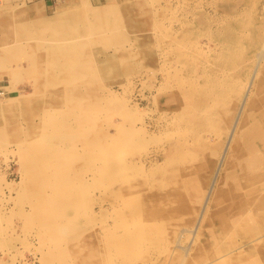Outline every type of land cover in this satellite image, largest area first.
<instances>
[{"label": "rangeland", "instance_id": "374dc122", "mask_svg": "<svg viewBox=\"0 0 264 264\" xmlns=\"http://www.w3.org/2000/svg\"><path fill=\"white\" fill-rule=\"evenodd\" d=\"M0 1V89L5 92L0 99V264H104L105 262V264H214L210 262L223 255L226 256L218 264H264V150L256 151L261 148L260 140L257 142L258 138L252 137L264 132V126L262 128V124L264 125V101H262L264 100L262 99L264 98V61L257 80L256 94L249 101L247 105L249 112L243 115L241 122V125L250 127L248 128L250 133L244 134L245 138H238L240 140L233 145L229 158L225 160L227 162L225 171L222 172L214 187L215 190H212L205 215L202 216L199 224L196 223L198 215L200 216V209L204 205L213 169L221 155V147L223 149L227 138L226 132L232 113L234 114L238 108L239 96L244 90V81L250 77L255 56L264 52L263 0H64L47 12H41L37 7L33 8L29 20H24L22 16L8 10L6 8L8 0ZM84 5L96 10L97 20H103L105 16L109 17L113 14L114 24L117 25L109 34L111 39L103 44L104 51L111 54L112 61L106 66L104 75L100 77L102 79L97 83V87H103V93L113 90L117 97L112 108L106 107V111L104 110L103 113L107 114L106 118L103 113L98 116L95 131L97 133L99 131L101 135L115 134L114 137L120 142H114L113 137L109 138V141L103 138L105 147L102 148L103 150H99L90 160L80 164L73 163V167L66 170L71 174H82V176L88 174L86 179L90 188L88 194L85 190L83 191L80 217L76 225L74 227L66 225L69 227L68 230H73L72 234L68 235V240L61 241L60 247L66 250V255L61 253V256L56 248H51L53 242L44 239L50 234L48 228L51 226L48 225L46 228L38 220L33 221L29 218L34 212V207L27 193L34 192L36 185L34 182H28L26 171L23 165L21 167L18 143L31 133L37 132L42 110L58 108V95L62 91V85L58 83L49 85V80L44 79L33 69L35 66L32 62L50 58L47 54L52 51L51 48L53 49L51 45L54 42L56 44L53 45L58 44L56 34L51 33L53 29H58V32L64 31L57 35L58 39L65 37L67 40H72L86 36L83 21L89 17L85 15L88 13ZM248 5L253 8H249ZM259 5L260 8H258ZM234 10H239L242 14L244 25L241 43L239 41V45L231 50L229 57L217 59L215 45L218 44L219 30L216 20ZM57 13L58 24L47 25L45 22L56 17ZM157 29L161 38L159 42L161 46L158 48L154 43ZM174 29L183 31L175 42L169 40ZM15 38L20 39V42ZM193 41H196V44ZM180 42L186 45L183 49ZM189 42L190 47L198 45V49L202 47L208 51L201 52L202 54L198 51L197 56L201 58V62L194 54L197 46H195L196 51L193 49L194 46L192 50L187 46ZM200 44H202L201 47ZM188 48L190 52L187 51ZM180 49L183 50V56L182 52L178 51ZM184 49L186 53L188 52L187 55ZM192 51L195 52L191 53ZM158 52L159 56L156 57ZM177 53L179 58H176ZM189 53L194 55L192 59L197 57L196 62L195 59L194 62L191 60L192 68L184 62L186 57H188L186 62L192 57L188 56ZM174 58L179 59L180 66ZM90 59L96 61L95 58ZM54 60L57 58L55 57ZM205 60L210 61L207 64ZM28 64L29 67L26 66ZM18 67L22 70L17 69ZM194 67L208 73L213 70L217 73L220 71L228 83L232 81L235 84L233 92L230 91L226 95L224 104L215 109L217 113H221L214 123L216 129L214 131L199 129L201 134L196 131L193 132L194 135H191V132V136L189 132L185 131L187 134H184L182 130L183 136L178 133L181 132L180 129L186 127L187 123L180 121L174 122V125L178 124V130L176 128L172 130L173 137L165 134L166 136L163 135L160 138L150 133L145 134L140 143L141 146L132 144L131 140L129 144H125V138L117 132L120 131L123 123L139 126V122L144 120L148 122L149 127H152L157 118L164 120L167 117H177L178 110H182L183 106L187 105L185 103H194L196 99H199V95L196 94L200 91L197 88L198 82L196 86H191L187 79L190 73H193ZM167 68L170 72L172 71L171 73H174L176 68L182 71V73L177 72V75L181 78L184 76L183 81L176 77L172 78L165 84V97L161 99L151 97L156 82L154 72L159 69L156 76L160 78ZM24 69L26 74L22 73ZM11 70L21 72V80H18L15 90L4 89L8 86V73ZM141 75H146V82L143 84L140 80ZM198 75L200 77L199 72ZM238 84L242 85L241 90H237L239 87L235 88ZM142 87L144 90L142 92L149 96L148 100L138 95ZM19 91L32 94V97L24 104L6 107L5 100L18 95ZM177 93L178 97L174 99V94L177 95ZM181 95L188 101L180 97ZM259 99L262 100L258 101ZM133 102L139 103L141 110L146 111V114L145 112L143 114L147 116L141 114V118L137 117L139 120L135 115H131L132 118H123L122 111L118 112L121 110L120 107L123 105L131 107ZM159 115L162 116L159 117ZM100 118L102 120H99ZM261 121L262 124H260ZM252 122L259 127H254ZM172 125L173 123L171 127ZM137 132H134L133 139H136ZM176 132L178 133L175 134ZM216 132L220 134L219 138L217 135L215 137ZM138 135L141 136V132ZM147 135L150 138L146 137ZM152 135L154 139H151ZM175 135L181 136L182 139ZM138 137L136 140L139 139ZM174 141L177 145L182 142L183 149L173 148L176 145V143L172 145ZM186 143L188 144L184 145ZM261 145L264 147V144ZM254 146L256 148H253ZM107 150L111 151L108 154H112L113 157L108 155L107 158L105 152L102 154V151ZM179 151L184 153L181 154ZM240 151L242 152L239 153ZM164 156L172 157L170 160H162ZM150 159H156L159 162L158 165L152 168L148 162ZM48 161L51 164H58V161L53 158H49ZM139 161L144 162L140 170L143 171L142 173L139 169L136 170L139 168L137 167ZM126 165L127 168L130 166L134 168L130 167L129 172ZM123 170L128 172L125 174ZM108 171L110 173L114 171L117 174L112 176L108 174ZM55 175H58V172ZM126 175L127 178H124ZM53 181H56V178ZM45 191L51 194L49 187ZM123 218L125 224H122ZM50 221L52 219H49ZM127 227L138 231L145 227L149 228L150 232L132 233L131 242L125 238L131 234H124V231L128 230ZM114 229L115 232L112 231ZM105 237L108 244H117L115 248L113 245L106 246ZM50 252L57 253L51 256Z\"/></svg>", "mask_w": 264, "mask_h": 264}, {"label": "bare ground", "instance_id": "6f19581e", "mask_svg": "<svg viewBox=\"0 0 264 264\" xmlns=\"http://www.w3.org/2000/svg\"><path fill=\"white\" fill-rule=\"evenodd\" d=\"M143 3H144V1H143ZM0 5H1V1H0ZM250 5H251V3H250ZM260 5L258 6V8H260ZM249 8H253V7L249 6ZM84 9L87 11L86 13H88V14H85L86 17L87 16L89 17V19L86 18V21H83L85 32H87L86 36H81L78 39H72V40H67L65 37H60V39H58L57 35L60 32L62 33L64 31L61 30L60 32H58V29H53L51 31V33L56 34L58 44L53 45L55 43L54 42L51 45V47L53 46V49L51 48L52 51L48 52V54H47V56L50 58L46 57L45 60L39 59V60L32 62V65L36 67V68L34 67L33 69H35L44 79L49 80V83H48L49 85H53V84L55 85V83H58V84L62 85V91L58 95V108H54V109L47 108V109L42 110L41 116L39 118L40 124H39L37 132L31 133L27 138L22 139L18 143V145H19L18 146V155L20 158V162L22 163L21 167L23 165V169H25V171H26V174L28 176V182L29 183L34 182V184L36 185V189L34 192L31 191L30 193H27L28 194L27 196L29 197L30 200H32L31 202L33 203V207H34V212L32 214H30L29 218L33 221L38 220L39 223H42V225L45 227L48 225L51 226V228H48L49 229L48 231L50 232V234L45 236L44 239H45V241L49 240V241L53 242V245L51 244V248L52 247H53V249L56 248L57 249L56 251L59 254L63 253L65 255H66V250H64L65 248L63 249L60 247L61 241L62 240H68V235H70V233L73 230V229L68 230V228H69L68 226L74 227V225H76L77 219L80 217V208H81L80 204L82 202L81 198L83 195V191L85 190V192L88 194V190L90 188L89 187L90 184H89L88 180L86 179V177L89 176L88 174H85L82 176V174H71L69 172L67 173L66 170H69L70 168H72L73 163H76V164L79 163L80 164L81 162H85L87 160H90L95 156V154H97V152L99 150H103L105 148L104 142H102L103 138H106L109 141V138L113 137L114 142L115 141L120 142L119 139L114 137L115 134L111 135L109 133L108 134L103 133V135H101V134H99V131H98V133L95 131V127H96L95 123H97L98 116H100L104 112V110L106 111V107H107V109H108V107L112 108L114 100L117 97V94L113 90H109L107 93H103L102 92L103 87L102 86H101V88L97 87V83L102 79V78L100 79V77L103 76L105 71H106V66L109 65L112 61L111 54L104 51L105 49H104L103 44H105L108 40L111 39L109 34L112 33V30H113V28H115L116 23L114 24V18H112V17H114L113 14H111L109 17L105 16V18H103V20H97L95 18V13H96L95 9H92L88 5H84ZM261 9H259V10H261ZM249 11H251V10L249 9ZM252 15H254L253 12H252ZM159 19H160V17H159ZM262 21H264V19H262ZM45 23L47 25H51V26H55L56 24H58V13H57L56 17H54L53 19L47 20ZM216 23H217V28L219 30V36H218V40H217L218 44L215 45L216 46L215 52H217L215 56L218 57L217 59H224V58L229 57L231 50L239 45V41L242 38L243 25H244L242 22V14L239 10H234L232 13H230L228 15L219 17V19L216 20ZM185 25H187V24H185ZM19 28H20V26H19ZM25 29H26V27H25ZM13 30H15V29H13ZM25 32L26 31H24V33ZM158 32L159 31L157 29L155 37H154V43H155L157 48H158V46H161V44H159L161 38H159ZM182 32H181V30L174 29L172 31L171 39H169V40H171L173 42L177 41L180 34H182ZM14 33H16V32H14ZM24 33H23V35H24ZM247 34H249V32ZM244 35H245V33H244ZM54 36L52 37L53 40H54ZM47 37L50 38V36H47ZM15 39L17 40V38H15ZM243 39H244V37H243ZM19 40H17V41H19ZM22 40H23V38H22ZM166 40H168V38H166ZM129 42H131V41H129ZM240 43H241V41H240ZM22 44H24V43L22 42ZM36 44H35V47L37 48ZM179 44H182L181 49H183V47L186 46V45H183L185 43H182V42H180ZM188 44L189 45H187V46L190 47V42ZM191 44H193V43L191 42ZM194 44H196V41L194 42ZM155 45H154V47H155ZM201 45L202 44H200L199 46L201 47ZM178 46L180 47V45H178ZM195 46H197V51H196ZM195 46L193 49H195L196 53H194L195 51L194 52L192 51L191 53H194L196 56H197L198 51H200L199 53L208 52V51H206L205 48L202 49V47H201L198 49V45H195ZM98 47H99V49H98ZM110 47H111V45H110ZM192 47H190V49H192ZM39 48H40V45H39ZM181 49L178 51L182 52L183 50H181ZM185 49H184V53H186ZM116 50H118V48ZM187 51L190 52L189 48ZM209 51H210V49H209ZM187 53L185 55H187ZM158 54H159V52L156 53V57L159 56ZM178 54L179 53H177L176 58L180 57ZM181 54H182V56L184 55L183 52ZM190 55L191 54L189 53L188 56L190 57ZM96 56H97V58H96ZM191 56L192 57L187 62H186V60L188 57H186V59L183 58L185 60L184 62L186 63V65L188 67L193 66V63L191 60H193V62H194V59H195V62H196V60H197L196 58L198 57V56L197 57L195 56V58L192 59L194 57V55H191ZM199 56H202V55H199ZM55 57L57 58V60H54ZM90 58H95L96 61L94 62L93 61L94 59H90ZM18 60H19V58H18ZM174 60L178 62L179 59L174 58ZM198 60L200 62L202 61L201 58H199ZM16 61H17V59H16ZM208 61H210V60H208ZM208 61L206 62V60H205L204 62H206L208 64L209 63ZM263 61H264V52H261L255 56V64L251 70L250 77L247 78L246 81H244L245 84L243 83L244 84V88H243L244 90H243L242 94L239 96L238 108L235 110L234 114L232 113V118H231L230 123L227 127V132H226L227 138H226L223 149L221 147V150H222L221 155L219 157V160L217 161V164L215 165V167L213 169V175H212V178L210 181V185H209V188L205 194L204 205L200 209V211H201V212H199L200 216L198 215L199 218L196 221L197 224H199L202 221V216L205 215V212L208 208L207 205H208L209 200H210V195L212 193V190L214 189V187L218 183L222 172L225 171L224 168H226V166H227V162H225V160L227 158H229V156L232 152V149H233V145L237 142L238 138H240V137L243 138L244 137L243 135L247 134L250 130V129L248 130V128H250L248 125H244V124L241 125V122H242L243 115L246 112L247 113L249 112L248 108H247V105H249V101H251L254 94H256L257 80H258V76L260 74V69L262 67L261 64ZM167 62H170V61H167ZM175 63H174V66L176 65ZM178 63H179L178 66H180L181 63L180 62H178ZM118 64H120V63H118ZM167 65L169 66L171 64H167ZM182 65L184 66L185 64H182ZM197 65H198V63L196 64V67H197ZM26 66L29 67V64ZM162 67H160V68H162ZM196 67L193 68V71L191 70L193 72L192 74L190 73V75L188 77L187 76H185V77H187L188 83H190L191 86H194V85L196 86V82H198L197 84H199V85H197L198 86L197 88L200 89V91H198L199 93L196 92V94L199 95V99H196L194 103L189 102V103H185L187 105L183 104L185 106H183L182 110H180V109L178 110L177 117H167V118H164L165 121L157 118L156 121H154V123H153V126H152L153 128L149 127L150 125L148 124V122H146L144 120H141L139 122L140 123L139 126H135L132 123H131L132 125H129V124L125 125L123 123V125L120 126V131H117V132H119V133H121V135H123V138H125V140H126L125 144H129V142L131 140V141H133L132 144H137V145L141 146L140 143H142V140H143V137L145 136V134H150V133L158 135L159 137L163 136L165 134L166 135L169 134L168 136H170V135L172 136L173 135L172 133L174 132L172 130H174L175 128H176V130H178L177 129L178 124L176 125V123H175V125H174V122L178 123L180 121L186 122L187 125L185 124L186 127L183 126L184 127L183 129L179 128L181 130V132L180 133L176 132L175 134L178 133L180 135V134H183V132H184V134L185 133L187 134V132H189V135H190V133L192 132L191 133V135H192L193 132L199 131V129L211 130V131H214L216 129V127H215L216 124L214 125V123H216L217 117H219V115L221 113H219V112L217 113L215 109L217 107H219L221 104H224V102L226 101V95L228 93H230V91L233 92L232 89L234 90L233 86L235 84L232 81L228 83L226 78L224 76H222L223 73L221 74L220 71L217 73L216 70L215 71L213 70L214 72L212 71L211 73H208V71L206 72L205 70L197 69ZM168 68H170V67H168ZM168 68L165 69L164 74L161 75L160 78H157V76H156L157 73L159 72V69L156 72H154L155 73L154 74V80H156V82L154 83V91L152 90L153 92H151V97H154L156 99L157 98L161 99V98L165 97L164 96V93H165L164 90L166 88L165 84H167L169 80H172V78L176 77V79L179 78V80L181 82L183 81L182 78H184V76L181 78L180 76L177 75L178 74L177 72L180 71V70L179 71L177 70L179 67L176 68V70H175L176 72L173 71L174 73H171L172 71L170 72ZM17 69H20V68L18 67ZM17 69H15V70H17ZM179 69L182 70V68H179ZM21 70L22 69H20V71ZM20 71H12V70L9 71V73H8V86L5 87L4 89H9V88L13 89V90L17 89L18 80L19 79L21 80V78H20L21 72ZM25 71H26V69H24V72L22 71V73H25ZM160 71H162V70H160ZM180 72L182 73V71H180ZM198 72L200 74V77L198 75ZM160 74H162V73H160ZM196 76H198V77H196ZM145 78H146V75H141L140 80H141L142 84H143V82L144 83L146 82ZM185 81H187V80H185ZM28 83L30 84V82H28ZM237 87H239V88H237ZM235 88H237V90L240 88L242 89V85L240 86L238 84V86L236 85ZM142 90H143V87L139 91V94H138L139 97H142L143 99L148 100L149 96L144 94L142 92ZM192 93H193V91H192ZM261 93H263V92H261ZM4 95H5V93L4 94L0 93V99L3 98ZM193 95H195V94H193ZM167 96H169V95H167ZM183 96L185 97V95H183ZM30 97H32V94H28V93L19 91L18 95H16V96L8 97V99L5 98L7 100H5L6 103L4 105L6 107H10L12 105H21V104L28 102ZM176 97H178V93H177V95L174 94V99ZM180 97H182V95ZM197 97L198 96H196V98ZM255 98H257V97H255ZM183 99H182V103H183ZM262 99H264V98H262ZM262 99H259L258 101H260ZM184 100H186V97ZM190 100L191 99H189V101ZM186 101H188V99ZM262 101H264V100H262ZM262 105H263V103H262ZM131 107H130V105L129 106L123 105V107H120L121 110H119L118 112L122 111L121 115H123V118H125V117L126 118L127 117L132 118L131 115L132 116L135 115L136 118L137 117L141 118V116H140L141 114H143L144 112L146 114V111L141 110L142 108L139 106V103H137V102H133ZM117 109H119V108H117ZM257 111H255V112L257 113ZM224 112H226V111H224ZM224 112H222V114ZM103 114L105 115V118H106L107 114H105V113H103ZM126 114H128V115H126ZM145 114H143V115L147 116ZM253 115H254V113H253ZM160 116H162V115H159V117ZM249 117H247V118H249ZM263 117H264V114H263ZM99 120H102V118H100ZM254 122H256V121H254ZM172 123H173V125L171 127ZM252 124H253V122H252ZM257 124L256 125L253 124L254 127L258 126ZM260 124H262V121ZM106 125H108V123ZM263 126L264 125L262 124V128H263ZM182 130H183V132H182ZM260 130H261V128H260ZM109 131L111 132V130H109ZM135 131H138L137 132L138 134H139V132H141V136H139L136 133L137 137L139 136L138 140H136L137 137H136V139L135 138L133 139V135H134ZM185 131H187V132H185ZM242 131H243V133L241 134ZM217 133L218 132L215 133V137H216V135H217V137L220 136V134L218 135ZM260 133H262V132H260ZM263 133L262 134L257 133L256 136H252L255 139L258 138L257 142H258V140H260V147L261 148L260 149L258 148V150H256V151L264 150L263 145H261V144H264V134ZM184 134H183V136H184ZM198 134H201V132L199 131ZM179 135H177V136H179ZM251 135H252V132H251ZM188 136H186V137H188ZM197 136H199V135H197ZM146 137H148V135ZM179 137L181 138V136H179ZM148 138H150V136ZM154 138L155 137L153 136V138H151V139H154ZM197 138H199V137H197ZM151 139H149V140H151ZM144 140L148 141V139H144ZM184 140H186V139H184ZM249 140H251V139H249ZM199 141H202V140H199ZM174 143H176V142L174 141L172 145H175ZM187 144L188 143H186L184 145H187ZM146 145H142V147H146ZM176 145H177V143H176ZM176 145L174 147L173 146L172 147L173 148L179 147L180 150L183 149L182 142H180L177 146ZM255 146L253 148H256ZM106 148H107V146H106ZM109 151L110 150L102 151V154H103V152H105V155H107L106 156L107 158H108V155H109V157L110 156L113 157L112 154L111 155L108 154ZM173 151H174V149H173ZM235 151H236V149H235ZM106 152H107V154H106ZM241 152L242 151H240L239 153H241ZM180 153L182 154L184 152H180ZM186 154H187V152H186ZM245 155H246V153H245ZM171 157L172 156H169V157L164 156V158L162 160H170ZM174 157H175V154H174ZM49 158H53V159L57 160L58 164H51L48 161ZM104 160H105V158H104ZM105 161H108V159ZM148 162H150V165L152 166V168L154 167V165L157 166L159 163L158 161H156V159H154V160L150 159ZM143 163H144L143 161H139L138 166H137L139 168H136V170H138V169H139V171L142 170L141 168L143 167L142 166ZM128 165H129V163H128ZM125 167L130 172L129 168L131 166L129 168H127L128 166L126 165ZM107 168L109 169L110 166ZM111 168L113 169V165L111 166ZM133 168H134V166L131 167V169H133ZM227 170H229V169H227ZM128 171L125 170L124 173L126 174ZM57 172H58V175H55ZM140 172L142 173L143 171H140ZM137 173H138V171H137ZM147 173H149V172H147ZM108 174L109 175L113 174L115 176L117 173L114 171L110 173L108 171ZM130 176L131 175H129V177ZM222 177H223V175H222ZM55 178H56V181H53ZM124 178H127V175ZM47 187H49V189H51V194L46 193L45 189ZM28 189L32 190L30 188H28ZM85 216H86V214H85ZM49 219H52V221L49 222ZM122 221H123L122 224H125L124 218L122 219ZM126 224H128V223H126ZM66 225H68V226H66ZM110 227H113V226H110ZM127 229H128V227H127ZM190 229H192V227H190ZM112 231L115 232V229ZM136 231H138V230H135L132 228L124 231L125 232L124 234L129 235L131 233L130 236L125 237L126 240L133 239L131 237V235H132V233H135ZM188 231L192 232L190 230H188ZM102 232H104V230ZM138 232L146 233V232H150V229L144 227V229H142ZM182 232L186 233L184 231H182ZM107 234L109 235V233H107ZM111 236L113 238V235H111ZM101 237L103 238L102 235H101ZM106 237L104 239L105 242H106ZM108 238H109V236H108ZM109 239H107V240H109ZM122 239H124V238H122ZM105 242H104V244H105ZM113 242H114V240H113ZM131 242H132V240H131ZM70 244H71V242H70ZM118 244H119V242H118ZM177 244H178V242H177ZM101 245H102V243H101ZM107 245L108 246L113 245V247L115 248V245H117V244L113 243L111 245V243L108 244L106 242V246ZM129 246H130V243H129ZM176 246L178 247V245H176ZM78 248H80V247H78ZM66 249H67V247H66ZM107 249H109V248H107ZM128 250L129 249H127V251ZM113 251H114V249H113ZM53 252H50L49 254L51 256L56 255L57 252L55 254ZM110 252L112 253V250ZM115 252H113V254ZM67 253H69V252H67ZM50 255H48L49 258H51ZM84 255H86V254H84ZM108 255H110V254H108ZM61 256H62V254H61ZM225 256L226 255L217 257L213 261H211L210 263L218 264V263H220L221 260H223V258ZM83 257L84 256L82 255V258ZM48 264H50V263H48Z\"/></svg>", "mask_w": 264, "mask_h": 264}, {"label": "crops", "instance_id": "0c3cea01", "mask_svg": "<svg viewBox=\"0 0 264 264\" xmlns=\"http://www.w3.org/2000/svg\"><path fill=\"white\" fill-rule=\"evenodd\" d=\"M60 1L64 0H8L6 8L13 14L22 16L24 20H29L33 8L37 7L41 12H47L55 8Z\"/></svg>", "mask_w": 264, "mask_h": 264}, {"label": "built area", "instance_id": "2783aa9c", "mask_svg": "<svg viewBox=\"0 0 264 264\" xmlns=\"http://www.w3.org/2000/svg\"><path fill=\"white\" fill-rule=\"evenodd\" d=\"M0 93L4 94L5 92H4V90L0 89Z\"/></svg>", "mask_w": 264, "mask_h": 264}]
</instances>
